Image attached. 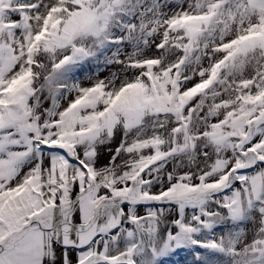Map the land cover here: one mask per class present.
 Instances as JSON below:
<instances>
[{"label":"snow or ice","instance_id":"snow-or-ice-1","mask_svg":"<svg viewBox=\"0 0 264 264\" xmlns=\"http://www.w3.org/2000/svg\"><path fill=\"white\" fill-rule=\"evenodd\" d=\"M0 264H264V0H0Z\"/></svg>","mask_w":264,"mask_h":264},{"label":"bare ground","instance_id":"bare-ground-1","mask_svg":"<svg viewBox=\"0 0 264 264\" xmlns=\"http://www.w3.org/2000/svg\"><path fill=\"white\" fill-rule=\"evenodd\" d=\"M110 73L109 72H107V71H104L103 73H101V78H103L104 76H108Z\"/></svg>","mask_w":264,"mask_h":264},{"label":"rangeland","instance_id":"rangeland-1","mask_svg":"<svg viewBox=\"0 0 264 264\" xmlns=\"http://www.w3.org/2000/svg\"><path fill=\"white\" fill-rule=\"evenodd\" d=\"M101 73H103V72H101ZM101 73H100V75H101ZM109 75H110V74H109ZM85 83L87 84V83H88V81H86V80H85Z\"/></svg>","mask_w":264,"mask_h":264}]
</instances>
